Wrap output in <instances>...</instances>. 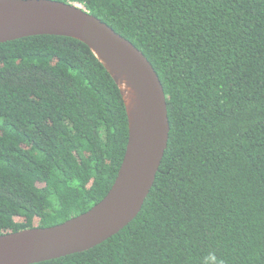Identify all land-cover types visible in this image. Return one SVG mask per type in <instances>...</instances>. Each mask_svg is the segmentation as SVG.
<instances>
[{"label":"trees","instance_id":"16d2710c","mask_svg":"<svg viewBox=\"0 0 264 264\" xmlns=\"http://www.w3.org/2000/svg\"><path fill=\"white\" fill-rule=\"evenodd\" d=\"M137 48L169 137L136 216L37 264H264V0H52ZM128 140L117 85L83 43L0 44V236L77 217L110 190Z\"/></svg>","mask_w":264,"mask_h":264},{"label":"water","instance_id":"95a60500","mask_svg":"<svg viewBox=\"0 0 264 264\" xmlns=\"http://www.w3.org/2000/svg\"><path fill=\"white\" fill-rule=\"evenodd\" d=\"M59 36L86 45L117 85L128 140L107 195L87 212L47 228L0 236V264H37L89 250L116 235L139 214L169 137L166 97L144 55L80 6L52 0H0V44Z\"/></svg>","mask_w":264,"mask_h":264},{"label":"built area","instance_id":"2783aa9c","mask_svg":"<svg viewBox=\"0 0 264 264\" xmlns=\"http://www.w3.org/2000/svg\"><path fill=\"white\" fill-rule=\"evenodd\" d=\"M81 7V6H80Z\"/></svg>","mask_w":264,"mask_h":264}]
</instances>
